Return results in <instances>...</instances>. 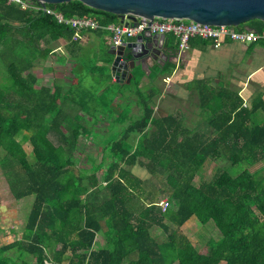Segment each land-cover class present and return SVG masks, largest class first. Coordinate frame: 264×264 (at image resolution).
Instances as JSON below:
<instances>
[{
    "label": "trees",
    "instance_id": "1",
    "mask_svg": "<svg viewBox=\"0 0 264 264\" xmlns=\"http://www.w3.org/2000/svg\"><path fill=\"white\" fill-rule=\"evenodd\" d=\"M23 1L0 0V53L8 54L11 81L0 85V149L23 171L13 189L16 198L31 194L34 198L20 239L0 246V264H264V175L249 169L235 176L218 171L211 180L195 183L207 160L224 158L251 166L264 159V121H250L255 110L264 108L262 101L245 107L233 91L198 80V108L209 113L207 134L172 114L155 117L153 99L159 90L151 85L149 92H141L143 72L128 84H119L112 82L106 67H100L120 93L125 85H136L139 118L127 123L119 114L114 123L125 124L122 134L102 144L99 162L92 158L88 168H76L74 150L80 137L87 138L98 121L86 126L81 115L69 120L72 90L67 93L58 83L36 86L32 69L51 53L41 46L48 39H63L72 53L78 28L59 22L53 13L28 8ZM45 6L65 19H91L99 28L120 23L117 14L79 0ZM244 25L264 29L259 19L239 27ZM166 36L176 48V36ZM257 43L264 40L251 44ZM171 67L154 66L148 78L153 82ZM85 95L70 100L84 116L113 115L116 96L90 91ZM22 141L31 145V160ZM135 164L150 177L135 175L130 168ZM161 190L168 202L165 209L158 206ZM193 215L201 225L213 222L220 233L219 240L209 241L206 252L180 229ZM154 227L161 229L165 240L157 239ZM99 232L104 244L95 248ZM14 248L17 262L4 254Z\"/></svg>",
    "mask_w": 264,
    "mask_h": 264
},
{
    "label": "rangeland",
    "instance_id": "2",
    "mask_svg": "<svg viewBox=\"0 0 264 264\" xmlns=\"http://www.w3.org/2000/svg\"><path fill=\"white\" fill-rule=\"evenodd\" d=\"M47 43L41 42V46H45ZM62 44L54 42L50 44L53 49V55H50L48 58L44 60H39L34 65L32 69L34 73H36L39 77V82L41 84L53 85L54 83H58L62 85L63 88L67 85V81L71 79L70 67L72 66V61H68L65 57ZM94 53V48L90 47L85 50L83 53V59L81 60L80 65H76L72 70V75L76 79L75 87L79 89H85L86 91H90V93L95 96H101L102 93H108L110 96H116L120 92V88L112 82H108L109 78L104 75L101 71L97 70V66L99 65L97 59L99 58ZM38 61V60H37ZM8 63L9 58L7 52L2 51L0 53V85L7 86L10 85L11 81L8 74ZM36 67V68H35ZM47 67H51L52 71ZM167 73V72H166ZM188 77L187 75L183 78ZM182 79L180 76H177L176 79L170 81L169 86L168 83L164 80L158 81L154 80L153 82L148 80H143L140 83V90L143 93L149 92V87L154 85L159 90V93L154 97V100L157 103H171L173 106H170L168 110H172L175 108L176 110H180L182 114L178 116L183 123L196 130V131H205L207 129L206 122L204 120L203 115L200 113V109L198 108V95L196 93V80L193 79L191 82L184 83L181 82ZM122 84V83H119ZM128 84V83H127ZM187 92H185L186 86ZM124 92H121L119 95L121 100L116 101V105H112L113 115H96V116H84L81 113L80 108L74 107V101L68 103L70 107L74 108L69 115L70 119H78L83 117V124L86 126H90V122L94 123V121H98L95 126H92V129L89 131L88 137H80L79 143L74 150V156L76 160V168H88L92 165L91 159L93 158L95 162H99L101 159L102 144L105 141H109L110 139L118 138L119 135L122 134L124 130L125 124L114 123L117 116L122 114V117L125 118L127 123L137 120L139 118V114L136 113L137 109L133 108L132 112V102L131 99H135V91L136 85L130 84L129 86L125 85ZM182 93L184 95H182ZM73 94L70 93L69 95ZM72 98L77 100L73 95ZM118 98V97H117ZM177 103L175 106L174 104ZM89 104H98V103H90ZM178 113V112H177ZM125 114H128L127 116ZM75 115V116H74ZM81 115V116H80ZM173 115V114H172ZM85 118V119H84ZM120 118V117H118ZM88 120V122L86 121ZM90 121V122H89ZM20 138V137H19ZM54 139V138H53ZM136 139V135L131 136V143H134ZM55 142V140H54ZM23 148L27 154V159L31 160V145L28 141H22ZM131 171L139 176L142 179L150 177L144 167H141L138 164H135L130 167ZM249 169L250 171H259L261 175H264V161L257 165L249 166L247 163L239 162L237 164H232L228 160L224 158H220L217 161L207 160L200 173L198 174L195 183L200 180H211L214 174L218 171H226L230 175L235 176L241 171ZM23 177V171L19 167V165L12 160L5 151L0 149V246L11 243L17 239H20L22 236L25 223L27 221L28 214L31 210L33 204L34 196L27 195L26 197L16 198L14 192V186L17 184V181ZM157 186H160L157 183ZM20 189V185H18V190ZM159 202L158 206L161 209H165L164 201L166 199V195L164 192H160L158 195ZM213 222L208 223L206 225H201L197 220L190 219L187 223L182 226L181 231L188 237V239L194 244V246L201 252H206L208 250V244L211 240H219L220 233L213 226ZM152 233L157 237V239L163 241L165 240V234L161 231L160 228L154 227L152 229ZM104 244V235L102 232L97 234L96 241L94 243V247L98 248L103 246ZM5 255L10 257L11 262H17V250L14 248L12 250H8L4 253ZM25 259H30L29 255H24ZM126 264V263H123ZM223 264V262L219 263Z\"/></svg>",
    "mask_w": 264,
    "mask_h": 264
},
{
    "label": "crops",
    "instance_id": "3",
    "mask_svg": "<svg viewBox=\"0 0 264 264\" xmlns=\"http://www.w3.org/2000/svg\"><path fill=\"white\" fill-rule=\"evenodd\" d=\"M77 35H78L76 40L77 44L71 48L72 53H70L69 50L66 48V43L63 39H58V40L48 39L45 42L47 43V45L45 46L51 50L49 56L54 54L50 44L57 42L62 44L61 46L65 54V57H63V59L67 58L68 61H72L73 64L69 68L70 69L69 72L71 73V79L67 81V85L65 86V88H63V90L67 91V93H69L72 90L73 94L71 95L72 96L74 95L76 99L79 98V96L80 97L86 96L85 95L86 90L84 88L79 89L75 87V84H73L76 83V79L72 75L73 68L76 65L81 64L82 62L81 60L83 59V53L85 52V50H87V48L89 49L90 47H93L94 53L99 57L97 59L99 65L97 66L96 69L100 71L101 70L100 67H106L105 61L109 57L108 49L112 44L111 41L112 33L110 30L106 28L84 27L78 29ZM133 39L134 37L123 38V40L125 41H130ZM175 41L177 42V38ZM164 42L168 43L167 36L165 37ZM169 45L172 46L173 44H169ZM175 50L178 55V58L175 61L176 63L172 65L171 69L165 72L162 71V74H160L161 72H159L155 77V80L158 81L164 80L168 83V86L170 81L176 79L177 76H180V78L182 79L181 82L184 83L191 82L193 79H195L196 82L198 80L199 81L204 80L207 81V83L212 88H216V87L225 88L238 94L242 98L243 105L245 107L246 106L250 107L253 102L258 100H261L264 105V44L257 43L255 45H252L241 42L225 41L219 47L215 48L210 42H204V41L201 42L199 40H192L189 41V47L187 49L179 50L178 47L176 46ZM167 63L168 62H166L165 64ZM149 65L151 66V68L153 67L151 62L149 63ZM47 68L52 71L51 67L50 68L47 67ZM32 72L37 80L36 86H41V85L50 86L48 84H41L39 82L38 75L34 73L33 70ZM108 74L110 76L109 71ZM186 75L188 77L183 78ZM148 76L149 75L144 74L141 77L140 82L138 84L139 88H141L139 86L141 81L143 80L150 81ZM215 79L218 80L212 83ZM111 80L112 82H115V80L112 77ZM108 82H110V79ZM188 87L189 86L187 85L186 88L184 89L185 92H187ZM71 95L68 96V103H70V100L72 99ZM182 95L184 94L182 93ZM120 96L121 95L119 94L116 95L115 100L120 101L121 100ZM130 100L132 102L131 104L132 112L134 111L133 108H136L137 109L136 113L139 114V110L136 105V98L135 99L130 98ZM68 103L67 105H69ZM176 104L177 103H175L174 106ZM170 106H173V104L171 103L160 104L153 99V107H154L153 115L155 117H162L169 114H173L177 117L180 115H184L181 113L180 110H176L175 108H173L172 110H168ZM81 113L83 114V112ZM200 113L202 114L203 112L200 111ZM203 114H205L203 115L205 116L204 120H208L209 113L206 112ZM87 118H89V116ZM250 121L251 124H258L264 121V108H259L255 110V112L251 116ZM205 131L207 133L208 130L206 129ZM263 161L264 159L255 163L254 166L260 164ZM192 218L197 220V218L194 215L191 216L188 220ZM187 221L182 226H184L187 223ZM182 226L181 228H183ZM213 226L215 227V225Z\"/></svg>",
    "mask_w": 264,
    "mask_h": 264
},
{
    "label": "water",
    "instance_id": "4",
    "mask_svg": "<svg viewBox=\"0 0 264 264\" xmlns=\"http://www.w3.org/2000/svg\"><path fill=\"white\" fill-rule=\"evenodd\" d=\"M41 5L71 0H36ZM103 11L115 13L120 22L135 21L137 17L153 19L192 20L210 25L239 27L253 19L264 22V0H79ZM165 34L144 32L133 40L111 44L105 61L110 76L117 83L130 82L138 71L149 75L152 71L148 60L163 66L175 64L178 55L173 46L165 43ZM162 74V72L160 73ZM215 79L212 83L216 82Z\"/></svg>",
    "mask_w": 264,
    "mask_h": 264
},
{
    "label": "built area",
    "instance_id": "5",
    "mask_svg": "<svg viewBox=\"0 0 264 264\" xmlns=\"http://www.w3.org/2000/svg\"><path fill=\"white\" fill-rule=\"evenodd\" d=\"M19 2V0H13ZM23 4L35 10L42 9L48 13H53L59 22H64L78 29L84 27L96 28L98 25L91 19L69 18L65 19L61 13H55L45 5L35 6L32 2L25 0ZM127 24L120 22L110 24L106 29L112 33L111 41L113 45H119L123 38H132L144 32L150 31L159 34H174L177 38V47L184 50L189 47L192 38H200L209 41L217 48L225 41L241 42L251 44L256 41L264 40V29L257 31L247 25L236 27L232 25H210L194 22L192 20L178 19H153L137 17L135 21L126 19ZM167 207V199L164 201Z\"/></svg>",
    "mask_w": 264,
    "mask_h": 264
},
{
    "label": "flooded vegetation",
    "instance_id": "6",
    "mask_svg": "<svg viewBox=\"0 0 264 264\" xmlns=\"http://www.w3.org/2000/svg\"><path fill=\"white\" fill-rule=\"evenodd\" d=\"M148 61L152 63V66H153V67H154V66H157V67H159V68H163V67H161V66L159 65V63H157V62H155V61H152L151 59L148 60ZM161 72H162V71H161Z\"/></svg>",
    "mask_w": 264,
    "mask_h": 264
}]
</instances>
